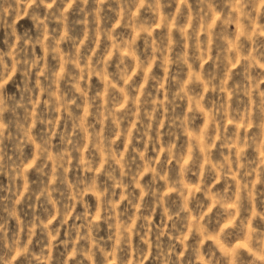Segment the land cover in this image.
Returning a JSON list of instances; mask_svg holds the SVG:
<instances>
[{
  "label": "clouds",
  "instance_id": "9594fccd",
  "mask_svg": "<svg viewBox=\"0 0 264 264\" xmlns=\"http://www.w3.org/2000/svg\"><path fill=\"white\" fill-rule=\"evenodd\" d=\"M0 264H264V0H0Z\"/></svg>",
  "mask_w": 264,
  "mask_h": 264
}]
</instances>
